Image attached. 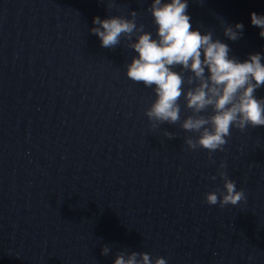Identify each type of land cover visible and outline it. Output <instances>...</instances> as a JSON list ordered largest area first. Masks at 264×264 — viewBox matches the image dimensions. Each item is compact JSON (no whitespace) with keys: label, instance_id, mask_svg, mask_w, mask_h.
I'll use <instances>...</instances> for the list:
<instances>
[{"label":"clouds","instance_id":"clouds-1","mask_svg":"<svg viewBox=\"0 0 264 264\" xmlns=\"http://www.w3.org/2000/svg\"><path fill=\"white\" fill-rule=\"evenodd\" d=\"M188 6L187 0H153L147 11L156 26L155 38L143 24H137L136 11H131L128 17H94L95 26L90 31L99 37L103 48H115L124 40L125 46L138 54L126 65V75L131 81L153 89L155 99L145 110L153 128L180 122L179 101L183 97L184 107L191 114L180 127L197 134L185 138L184 143L191 150H207L210 162L215 163L212 154L224 150L231 129L243 131L248 126H264V98L255 96L264 86L261 62L264 57L261 53L250 54L241 62L230 56L229 45L214 39L211 31L202 34L199 29H193L186 14ZM250 15L251 24L260 28L259 35L264 38V15L255 12ZM243 30L242 23L224 24V36L231 41L239 40ZM164 135L169 140L175 138L168 131ZM225 167L221 162L218 171L224 191L206 193L208 205L219 204L223 208L246 200L244 190H237L236 182L222 170ZM216 178L210 177L213 181ZM110 251L104 245L101 255L108 256ZM113 264H167V260L163 257L153 260L146 252L120 251Z\"/></svg>","mask_w":264,"mask_h":264}]
</instances>
